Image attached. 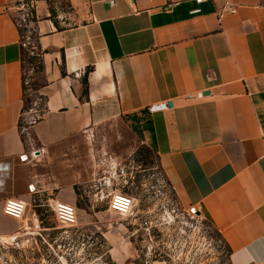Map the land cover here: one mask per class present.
Segmentation results:
<instances>
[{
    "label": "crops",
    "instance_id": "crops-1",
    "mask_svg": "<svg viewBox=\"0 0 264 264\" xmlns=\"http://www.w3.org/2000/svg\"><path fill=\"white\" fill-rule=\"evenodd\" d=\"M12 2L0 0V162L10 168L1 212L7 199L29 203L31 184L43 191L36 198L76 205L63 147L120 122L221 236L231 264H264V0H67L62 24L36 0L46 99L26 136Z\"/></svg>",
    "mask_w": 264,
    "mask_h": 264
},
{
    "label": "rangeland",
    "instance_id": "rangeland-1",
    "mask_svg": "<svg viewBox=\"0 0 264 264\" xmlns=\"http://www.w3.org/2000/svg\"><path fill=\"white\" fill-rule=\"evenodd\" d=\"M12 1L23 44L25 105L20 129L26 136L25 127L40 120L45 109L40 19L36 0ZM45 1L51 19L62 24L69 12L67 0ZM26 14L27 22L22 23ZM63 151L73 169L68 176L78 175L73 184L78 225L62 228L52 212L53 202L28 207L27 230L0 210V233L15 230L17 235L0 237V264H120L119 255L128 257L127 264H162L166 252L187 264H231L221 236L202 217H187V207L169 186L157 157L122 123L79 136ZM115 194L132 200V216L112 208ZM67 196L74 199L72 191Z\"/></svg>",
    "mask_w": 264,
    "mask_h": 264
},
{
    "label": "built area",
    "instance_id": "built-area-1",
    "mask_svg": "<svg viewBox=\"0 0 264 264\" xmlns=\"http://www.w3.org/2000/svg\"><path fill=\"white\" fill-rule=\"evenodd\" d=\"M204 0H197L198 3H202ZM111 6H115V2L114 1H110L109 2ZM225 12H231V13H235L236 9L231 8L229 10H224L222 12L219 13V17L220 20L223 17ZM29 15L26 14L23 16V20L22 23H26L27 19H28ZM16 22V21H15ZM16 25L19 29V26H21L16 22ZM20 31V30H19ZM189 99H203L204 98V94L203 93H199L197 95H189L188 96ZM160 107L163 108H168L166 105L164 106H157V107H152V110L155 109H159ZM36 123V122H35ZM25 132L27 130V128L25 127ZM41 152L43 153V151L41 150H36L31 152L29 155L27 154H23L19 157V160L21 163H28L32 160H35L36 158H38V156L41 154ZM9 164L4 163V162H0V194L2 193V190L5 186V181L9 176ZM111 182V181H110ZM28 192L30 194H32V198L30 200V202H25L19 199H7L4 202L3 205V213L5 216L13 218L17 221L22 222L23 227L21 229L23 230H27V226L25 223L26 219V213L28 210V207L30 206H35V208L39 207L37 204H43V205H51L50 200H44L43 197H39L36 198L35 196L43 194V191H38L36 186L31 184L28 186ZM53 204L55 205L54 207H52V212L54 214L55 219L57 220V222L59 223V225L64 228V229H71L74 228L78 225V214H77V208L76 206H72L63 202H53ZM42 205V206H43ZM112 208L121 213L122 215H124V217H130L133 215V202L132 200L123 195V194H115L112 196L111 198V204ZM41 206V207H42ZM187 217L191 220H195L196 218H199L200 213L199 210L196 207H190L187 209L186 211ZM201 217V216H200ZM149 222H145V226L149 229ZM222 243V242H221ZM152 251L148 250V255H150ZM165 255V257H167V260L163 259L162 264H187L182 262V260H180V258H178L177 260L174 259V257H172L171 254L169 253H163ZM164 258V257H163ZM145 264H149L147 261L145 262ZM189 264V262H188Z\"/></svg>",
    "mask_w": 264,
    "mask_h": 264
},
{
    "label": "water",
    "instance_id": "water-1",
    "mask_svg": "<svg viewBox=\"0 0 264 264\" xmlns=\"http://www.w3.org/2000/svg\"><path fill=\"white\" fill-rule=\"evenodd\" d=\"M207 95H209V92H205L204 93V96H207ZM172 104H170V106H171Z\"/></svg>",
    "mask_w": 264,
    "mask_h": 264
},
{
    "label": "trees",
    "instance_id": "trees-1",
    "mask_svg": "<svg viewBox=\"0 0 264 264\" xmlns=\"http://www.w3.org/2000/svg\"><path fill=\"white\" fill-rule=\"evenodd\" d=\"M43 68V67H42ZM85 85L87 84V80H85V83H84ZM24 91H25V86H24ZM151 151V150H150ZM152 152V151H151ZM153 153V152H152Z\"/></svg>",
    "mask_w": 264,
    "mask_h": 264
}]
</instances>
